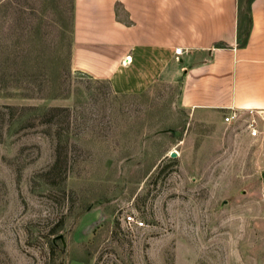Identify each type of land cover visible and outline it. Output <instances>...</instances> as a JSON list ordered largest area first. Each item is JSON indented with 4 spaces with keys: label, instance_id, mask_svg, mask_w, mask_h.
Masks as SVG:
<instances>
[{
    "label": "rangeland",
    "instance_id": "obj_1",
    "mask_svg": "<svg viewBox=\"0 0 264 264\" xmlns=\"http://www.w3.org/2000/svg\"><path fill=\"white\" fill-rule=\"evenodd\" d=\"M72 6L0 0V264H264L263 146L74 70Z\"/></svg>",
    "mask_w": 264,
    "mask_h": 264
},
{
    "label": "crops",
    "instance_id": "obj_2",
    "mask_svg": "<svg viewBox=\"0 0 264 264\" xmlns=\"http://www.w3.org/2000/svg\"><path fill=\"white\" fill-rule=\"evenodd\" d=\"M72 1L74 70L115 94L152 97L173 84L186 112L244 122L264 162V0ZM229 114L236 118L225 122ZM252 117L256 136L246 128ZM259 173L264 193V166Z\"/></svg>",
    "mask_w": 264,
    "mask_h": 264
},
{
    "label": "built area",
    "instance_id": "obj_3",
    "mask_svg": "<svg viewBox=\"0 0 264 264\" xmlns=\"http://www.w3.org/2000/svg\"><path fill=\"white\" fill-rule=\"evenodd\" d=\"M182 48L181 47H175L173 49V52L175 55L181 53ZM249 113L251 114L252 111L250 110ZM236 118L234 114H229L224 116V121L229 122ZM246 128L248 129L250 136H256L257 135V129H256V120L255 118H249L246 122ZM124 222L128 229H133L134 227H141L144 226L143 220L138 219L134 213H128L126 216H124Z\"/></svg>",
    "mask_w": 264,
    "mask_h": 264
},
{
    "label": "water",
    "instance_id": "obj_4",
    "mask_svg": "<svg viewBox=\"0 0 264 264\" xmlns=\"http://www.w3.org/2000/svg\"><path fill=\"white\" fill-rule=\"evenodd\" d=\"M171 156H175V152H172V153H171Z\"/></svg>",
    "mask_w": 264,
    "mask_h": 264
}]
</instances>
